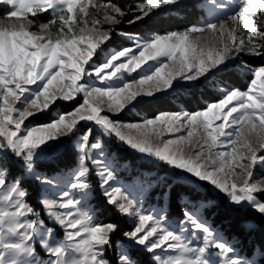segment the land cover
<instances>
[{"label":"snow or ice","instance_id":"snow-or-ice-1","mask_svg":"<svg viewBox=\"0 0 264 264\" xmlns=\"http://www.w3.org/2000/svg\"><path fill=\"white\" fill-rule=\"evenodd\" d=\"M188 6L187 0H0V264H137L133 246L156 264H264V249L242 257L196 209L186 208L176 223L164 209H145L118 186L106 155L114 141L264 216V63L244 59H264V0H206L224 15L162 34L117 27ZM117 35L130 46L111 48ZM233 71L247 77L246 87L221 89L193 111L114 118ZM77 96L82 102L73 110L60 108L58 101ZM38 116L48 119L33 123ZM65 140L77 153L75 169L41 171L38 162L55 159ZM13 160L21 165L17 174ZM27 178L41 189L36 204ZM94 188L131 221L122 233L128 247L113 239L118 222L84 210Z\"/></svg>","mask_w":264,"mask_h":264},{"label":"trees","instance_id":"trees-1","mask_svg":"<svg viewBox=\"0 0 264 264\" xmlns=\"http://www.w3.org/2000/svg\"><path fill=\"white\" fill-rule=\"evenodd\" d=\"M112 2L125 3L127 0H112ZM188 4V7L177 8L163 13L147 24L123 23L117 26L118 30L140 34L141 36L153 32L162 34L184 29L191 24H197L206 19L202 7L195 6L196 3L193 1L188 2ZM2 12L3 9H0V13ZM109 44L111 47L119 49L122 46H129L130 42L122 37L114 36ZM244 59L252 65L264 63V59L262 58L244 57ZM246 84L247 77L238 71H233L213 80L200 83L197 86H187L175 92L161 95L157 101L151 104L140 105L133 109L132 113L123 112L114 118L130 121L141 117H151L157 112H175L182 109L193 111L202 107L205 102L217 99L221 95V89L232 87L244 89ZM59 106L63 111H70L74 108V105L70 103H59ZM47 119L45 116H38L33 120V123H43ZM114 144L117 143L114 142ZM109 146H111V149H113V152H115L116 157L120 161L128 163L132 171L136 173H155L163 177V184L157 186L154 193L167 194L166 212L170 219H182L183 211L191 204L188 201L199 202L203 205L202 214L204 218L213 225L215 230L237 246V251L240 255L252 258L257 255L258 250L264 249V220L251 209L228 207L225 197L212 189L209 184L203 182L198 183V185L189 183L176 177L165 167L140 160L138 156L130 153L125 146L119 144L117 146ZM67 159V157L60 156L55 157V159L42 160L38 162V168L46 173H53L56 170L69 166ZM10 166L13 174H17L21 170V165L12 164ZM27 179L32 191L35 190L32 187L33 183L29 178ZM97 207L102 212L103 222L115 221L120 224V232L113 237L115 242L120 241L122 233L130 229L128 222L101 201L98 202ZM131 251L137 264H155L150 260L147 252H143L136 247H132Z\"/></svg>","mask_w":264,"mask_h":264},{"label":"rangeland","instance_id":"rangeland-1","mask_svg":"<svg viewBox=\"0 0 264 264\" xmlns=\"http://www.w3.org/2000/svg\"><path fill=\"white\" fill-rule=\"evenodd\" d=\"M190 1H193L196 4H199L200 5L199 7H202L203 8V11H204L205 17H206L205 20L213 19L214 16H217V15H219V16L224 15V13H221L219 11H216L215 13H213L210 9H208L205 6L206 5V0H187V2H190ZM223 2L227 4V3L230 2V0H223ZM48 18L49 17L46 16V15L43 16V17H41L42 20H47ZM117 36L118 37H121L119 35H117ZM142 36H144V35H142ZM122 38L126 39L125 37H122ZM129 46H130V44H129ZM111 48L118 50V48H114V47H111ZM149 63H152V62L150 61ZM137 71L139 72L140 70L138 69ZM132 75L135 76L136 73H133ZM185 87H187V86H185ZM182 88H184V87H178L174 91H169L167 94L172 93V92H175V91L180 90ZM162 95H166V94H162ZM78 102H82V96H77L74 101L59 102V103H70V104L74 105V108H75L78 105ZM130 113H132V112H130ZM80 123L82 125H84L85 128L88 127V126H91L90 123H86V122H83V121H81ZM109 145H115V146H117V144H114L113 141L109 142ZM127 150L130 153L138 156V158L140 160H143V161L152 163L154 165L161 166L160 164L155 163L151 159H144V158H142L140 155H138L136 152L130 150L128 147H127ZM106 155L111 160V162L113 164V167L116 170L117 179L119 181L118 186H125V187H127L129 189V191L131 193H133L141 201L142 206L145 209H149V210H152V209H155V210L164 209L165 211L167 210V206H166V203H167V197H166V195L167 194L166 193L165 194H160V193L155 194L154 193L156 187L159 186V185H161V184H163V177L162 176H158L155 173H148V172H141V173L139 172V173H136L135 171H132L131 170V167L128 165V163L122 162V161H120L116 157L115 152H113V149H111V146H109L108 149L106 150ZM60 156L67 157L68 158L67 161H69V163H68L69 166L59 169L60 171L74 170L75 169V167L78 164V158H77V153H76V151L74 149V146H73V142H71L69 140H65V142L63 143V146L61 147V149L59 151V154L56 157H60ZM51 158L52 157H46L43 160H48V159H51ZM12 164L20 165V163L18 161H15V160H13V161L10 162V165H12ZM53 173H55V172H53ZM53 173H49V174H53ZM179 178H181L182 180L187 181L189 183H193L189 178H186V177H179ZM91 179H92L93 184H95L96 177L93 176ZM30 181L33 183L32 184L33 185L32 187L35 188V190H33V198H32V200H33V203L36 204V198H37V196L41 195V189H40V187L38 188V185L35 183V181H32L31 179H30ZM194 184L195 185H198V183H194ZM210 187L212 189H214L212 186H210ZM215 191H217L218 193H221L218 190H215ZM221 194L226 199V196L223 193H221ZM45 195H47V193H45ZM99 201L105 203L104 197L101 195L100 190L98 188H94L93 189V192L88 197V199L83 202V208H84L85 211H93L94 210L95 217H97L99 221H103V219H102L103 218L102 217V212L97 207ZM188 202L191 203L188 208H193V209L198 210L199 211V214L204 218V216L202 214V206H203L202 203L194 202V201H191V200L188 201ZM226 205L228 207H231V208H236V207L230 205L227 202V199H226ZM36 206L39 209L40 206L38 204ZM109 207H110V209L112 211L116 212L114 209L111 208V206H109ZM240 208H249V207H240ZM249 209H251V208H249ZM253 212L257 216H261L257 212H255V211H253ZM117 214L120 215L119 213H117ZM121 217H123V216H121ZM261 217L264 220V216H261ZM123 218L128 222L129 227L131 229V226H132L131 225V221L128 218H126V217H123ZM170 220L173 223H176V222H178L181 219H178V220L170 219ZM220 236L223 237L224 239L228 240L222 234H220ZM114 241H115V239H114ZM228 241H230V240H228ZM115 243L119 247H128V241L126 240V238L123 235H122V239L120 241H118V242H115ZM194 244H195V242H194ZM133 247H135V246H133ZM136 248H138V247H136ZM138 249H140L143 252H145L142 248H138ZM148 254H149L150 260L153 261L156 264V262L152 259V255L150 253H148ZM242 257H244V256H242Z\"/></svg>","mask_w":264,"mask_h":264}]
</instances>
